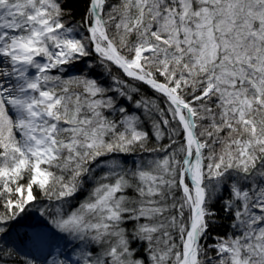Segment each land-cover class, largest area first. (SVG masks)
<instances>
[{"label": "snow or ice", "instance_id": "obj_1", "mask_svg": "<svg viewBox=\"0 0 264 264\" xmlns=\"http://www.w3.org/2000/svg\"><path fill=\"white\" fill-rule=\"evenodd\" d=\"M72 3L0 0V264H264V0Z\"/></svg>", "mask_w": 264, "mask_h": 264}, {"label": "trees", "instance_id": "obj_2", "mask_svg": "<svg viewBox=\"0 0 264 264\" xmlns=\"http://www.w3.org/2000/svg\"><path fill=\"white\" fill-rule=\"evenodd\" d=\"M113 2H116V0H113ZM74 12L77 14V18L79 17L80 11L83 9L84 4L83 0H73V3L70 5ZM29 223L32 224H38L39 221L36 216L31 217V219L28 221ZM26 229H20V231H25ZM15 231V230H14ZM223 231V229L221 230ZM13 239H15V235L13 234ZM61 242V241H58ZM64 243V242H63ZM16 246L19 250L20 255L27 254L29 256H35L38 262L43 261L37 256L36 249L33 247L32 243L30 241H25L23 244H21L19 241L16 242Z\"/></svg>", "mask_w": 264, "mask_h": 264}, {"label": "rangeland", "instance_id": "obj_3", "mask_svg": "<svg viewBox=\"0 0 264 264\" xmlns=\"http://www.w3.org/2000/svg\"><path fill=\"white\" fill-rule=\"evenodd\" d=\"M27 231H29V232H31V229H26ZM40 231H47V229H45V228H40L39 229ZM61 246H63V241H61V242H58ZM35 252H37L38 254H37V256L40 258L41 256L43 257V259H44V256L47 254V249L45 248V249H43V250H41V251H35ZM41 259V258H40Z\"/></svg>", "mask_w": 264, "mask_h": 264}]
</instances>
